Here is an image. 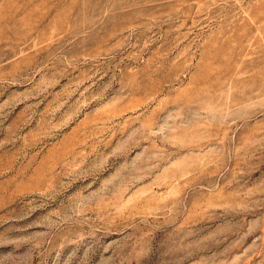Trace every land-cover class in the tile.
<instances>
[{
  "label": "rangeland",
  "instance_id": "1",
  "mask_svg": "<svg viewBox=\"0 0 264 264\" xmlns=\"http://www.w3.org/2000/svg\"><path fill=\"white\" fill-rule=\"evenodd\" d=\"M0 264H264V0H0Z\"/></svg>",
  "mask_w": 264,
  "mask_h": 264
}]
</instances>
